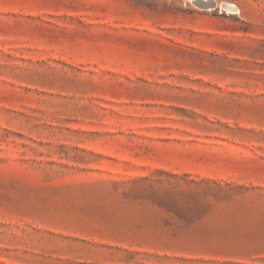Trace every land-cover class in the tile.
Instances as JSON below:
<instances>
[{"label": "rangeland", "instance_id": "1", "mask_svg": "<svg viewBox=\"0 0 264 264\" xmlns=\"http://www.w3.org/2000/svg\"><path fill=\"white\" fill-rule=\"evenodd\" d=\"M197 1L0 0V264H264V0Z\"/></svg>", "mask_w": 264, "mask_h": 264}, {"label": "bare ground", "instance_id": "2", "mask_svg": "<svg viewBox=\"0 0 264 264\" xmlns=\"http://www.w3.org/2000/svg\"><path fill=\"white\" fill-rule=\"evenodd\" d=\"M197 3L201 7H206V8H213L219 4L217 0H198ZM222 5L229 11L239 10V7L236 4L231 3L230 1H224Z\"/></svg>", "mask_w": 264, "mask_h": 264}]
</instances>
